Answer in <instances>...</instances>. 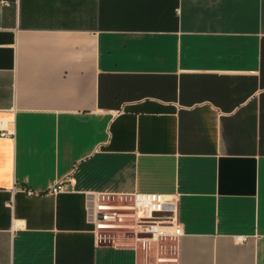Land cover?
I'll list each match as a JSON object with an SVG mask.
<instances>
[{
  "label": "crops",
  "instance_id": "0c3cea01",
  "mask_svg": "<svg viewBox=\"0 0 264 264\" xmlns=\"http://www.w3.org/2000/svg\"><path fill=\"white\" fill-rule=\"evenodd\" d=\"M0 122V264H264V0H0Z\"/></svg>",
  "mask_w": 264,
  "mask_h": 264
},
{
  "label": "built area",
  "instance_id": "2783aa9c",
  "mask_svg": "<svg viewBox=\"0 0 264 264\" xmlns=\"http://www.w3.org/2000/svg\"><path fill=\"white\" fill-rule=\"evenodd\" d=\"M0 137H11L13 133L2 128ZM56 187L53 191H59ZM177 196L161 194H134L123 204L107 203L97 206L96 226L101 230L131 228L135 237L147 246L149 243L171 241L182 233L176 223ZM161 249H164L161 248ZM171 259L157 258L155 264H170Z\"/></svg>",
  "mask_w": 264,
  "mask_h": 264
},
{
  "label": "rangeland",
  "instance_id": "374dc122",
  "mask_svg": "<svg viewBox=\"0 0 264 264\" xmlns=\"http://www.w3.org/2000/svg\"><path fill=\"white\" fill-rule=\"evenodd\" d=\"M105 234V232H104ZM106 235V234H105ZM113 235L115 236V233H110L108 236H111L113 238ZM117 236V235H116ZM153 245H156L155 243H153Z\"/></svg>",
  "mask_w": 264,
  "mask_h": 264
}]
</instances>
